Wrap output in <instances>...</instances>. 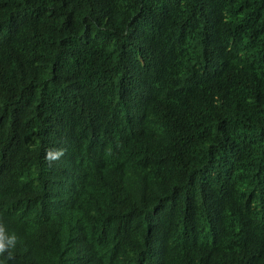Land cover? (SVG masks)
<instances>
[{
    "label": "trees",
    "instance_id": "1",
    "mask_svg": "<svg viewBox=\"0 0 264 264\" xmlns=\"http://www.w3.org/2000/svg\"><path fill=\"white\" fill-rule=\"evenodd\" d=\"M0 223V264H264V0H0Z\"/></svg>",
    "mask_w": 264,
    "mask_h": 264
},
{
    "label": "clouds",
    "instance_id": "2",
    "mask_svg": "<svg viewBox=\"0 0 264 264\" xmlns=\"http://www.w3.org/2000/svg\"><path fill=\"white\" fill-rule=\"evenodd\" d=\"M65 150L64 149H57L52 150L49 149L45 153V160L51 163L52 161L58 160L60 157L64 155ZM214 227H217L218 224L213 225ZM17 237L15 234H7L6 230L2 223H0V255H3L5 252L8 253V257L12 258V252L10 249H13L16 245ZM207 241L203 242L202 245H204ZM199 248V247H198Z\"/></svg>",
    "mask_w": 264,
    "mask_h": 264
}]
</instances>
